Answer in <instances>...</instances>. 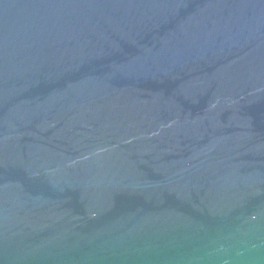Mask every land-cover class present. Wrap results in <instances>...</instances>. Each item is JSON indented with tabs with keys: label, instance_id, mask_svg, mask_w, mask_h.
<instances>
[{
	"label": "water",
	"instance_id": "water-1",
	"mask_svg": "<svg viewBox=\"0 0 264 264\" xmlns=\"http://www.w3.org/2000/svg\"><path fill=\"white\" fill-rule=\"evenodd\" d=\"M0 264H264V0H0Z\"/></svg>",
	"mask_w": 264,
	"mask_h": 264
}]
</instances>
